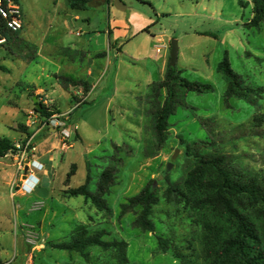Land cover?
Wrapping results in <instances>:
<instances>
[{"label": "rangeland", "instance_id": "1", "mask_svg": "<svg viewBox=\"0 0 264 264\" xmlns=\"http://www.w3.org/2000/svg\"><path fill=\"white\" fill-rule=\"evenodd\" d=\"M17 1L23 29L18 40L0 46V66L7 69L0 70V137L21 143L26 138L21 126L40 137L49 135L53 128L36 111L38 102L67 112L71 135L66 141L56 132L63 151L54 153L51 174L35 194L12 198L9 189L5 191L0 201V263L181 264L182 255L205 261L218 249L223 211L197 213L193 201L173 189L181 186L193 164L189 146L203 154L226 155L245 174L264 173V124L255 122L264 114V92L254 104L240 98L226 101L228 84L218 69L227 57L244 86L264 90V28L246 27L254 0H124L130 7L126 12L103 5L105 0H96L83 12L71 10L67 0ZM129 16H136L130 33H146L131 40L126 34L116 43L108 29L118 26L123 31ZM172 41L178 43L175 66L181 76L211 84L213 90L181 91L167 142L157 150L153 85L165 78ZM159 47H165L160 62ZM100 53L107 57L100 58ZM90 63L104 65L103 73L91 79L96 84L92 94L80 97V89L73 86L66 91L60 79L70 78L68 73L75 70L72 74L84 76L83 68ZM165 97L164 91L162 100ZM14 155L25 164L36 151ZM109 167L119 170L116 185L105 197L109 211L66 195L83 186L88 175L89 190L96 193ZM71 172L75 174L67 183ZM147 187L159 198L151 216L153 232L136 225L140 209L122 212V205ZM249 215L257 218L254 210ZM78 228L103 232L104 241L122 245L90 249L91 260L85 262L78 253L57 248ZM159 238L168 241V251L159 247Z\"/></svg>", "mask_w": 264, "mask_h": 264}, {"label": "trees", "instance_id": "2", "mask_svg": "<svg viewBox=\"0 0 264 264\" xmlns=\"http://www.w3.org/2000/svg\"><path fill=\"white\" fill-rule=\"evenodd\" d=\"M18 3L17 0H14ZM69 8L76 12L87 11L96 0H67ZM108 6H112L110 0H105ZM242 4V3H241ZM248 29L264 28V0H254L252 7V18L246 24ZM20 31L14 32L4 29L2 36L5 43L18 40ZM208 35V34H207ZM219 71L227 80L226 101L232 98L244 99L252 104L256 102L257 95L264 92L263 89H253L244 86L240 75L232 69L229 59L226 57L218 66ZM0 70L7 69L0 66ZM182 72L176 66L169 64L165 78L155 83L152 116L154 120L155 147L162 150L169 136V120L177 110L178 104L182 101L181 91L198 93L210 92L213 90L211 84L190 82L184 79ZM60 81L63 87L69 90V86L81 87L85 95L91 90L88 81L77 80L73 77ZM166 97L162 100V93ZM33 96V95H32ZM36 97V96H33ZM39 98V97H37ZM36 111L45 118L62 114L59 110H50L43 103L38 102ZM257 126L264 124V114L255 117ZM26 138L21 141L25 145L32 136L25 126H21ZM76 138L79 139L77 129ZM16 143L7 137H0V158L8 154L18 152ZM187 156L192 158L187 178L180 187H174L180 197L194 203L197 213L206 210L220 208L223 211V225L218 234V249L214 251L203 262H196L193 256L182 255L179 257L181 264H264V173L261 175H250L238 170L226 155L203 154L198 148L189 146ZM122 163V160H118ZM118 168L109 167L101 175L96 193L89 190L90 175L86 183L76 189H69L66 192L68 197H83L85 201L91 202L99 211H109L105 197L111 193L112 187L116 185ZM74 172L68 177L74 175ZM159 202L158 195L150 187L145 188L138 196L133 197L122 205V212L127 213L133 209H140L136 225L145 232H153L154 224L151 220L153 208ZM254 210L257 218L253 219L249 212ZM210 232L212 227L210 226ZM103 232L90 234L86 228H78L70 240L57 248L67 252L78 253L85 262H90L89 250L99 248L103 251L110 250L122 243L107 242L103 239ZM159 247L168 251V241L159 238ZM1 264V263H0Z\"/></svg>", "mask_w": 264, "mask_h": 264}, {"label": "crops", "instance_id": "3", "mask_svg": "<svg viewBox=\"0 0 264 264\" xmlns=\"http://www.w3.org/2000/svg\"><path fill=\"white\" fill-rule=\"evenodd\" d=\"M108 6L107 4H103ZM109 7V6H108ZM136 16H129L128 18V24L126 25L125 28H123V31L121 30V28H119L118 26L115 27H109L108 29V36L113 37V39L116 41V43L122 39H124V37L127 35H131V37L129 38L130 40L135 37V35H139V34H144L146 33V30H142L139 33H133L131 34L130 31L132 29V24L130 23L132 18H135ZM75 20H80L79 17H76ZM118 23H121V21H118ZM127 37V36H126ZM125 37V38H126ZM116 46V45H115ZM114 46V47H115ZM115 49V48H114ZM162 49H165V47H159L158 48V53H159V61H161V59L164 57L165 53L163 54V52H161ZM118 54L122 53V50L117 52ZM102 54V56L100 58H106L107 55L106 53H100V55ZM99 55V54H98ZM73 64H75V62H73ZM72 65V63H71ZM77 68V67H76ZM83 68V67H81ZM84 76H76L72 73H75V71L71 72L70 69L68 70L71 73H68L70 75V77H73L77 80H83V81H88L91 85V90L90 92L85 95L83 92V89L81 87H77L80 89V91H78L76 94H79V96L81 97V94H84L86 97H89L92 92L94 91L96 84L93 83L91 81V79L95 76V75H100L101 73H103L104 70V65H95L94 63H90L88 64L85 68ZM96 70V71H94ZM82 71V70H81ZM40 92H42L41 89H38ZM70 93V90H66ZM19 111L21 110L20 108H18ZM23 112V110H22ZM67 112L63 113L66 114ZM12 122H16V121H12ZM76 127V126H74ZM77 129V128H76ZM28 133H30L28 131ZM31 135L34 136V145L36 147V155L34 156L33 159L31 160H26V164H30L32 162L35 163V167L38 168V170H35L34 173V177L31 178L29 181L27 180V176H26V172H24V174H22L20 176L19 174V167H18V160L19 157L14 155L13 153L8 154L6 157L4 158H0V186H1V193H3L2 195L0 194V201H4V196L5 195V191L7 189H9L10 192V197H16V194L22 198H27L28 196H31L33 194H35L44 184V182L47 181V174H51V170H52V160L54 159V153L58 150H61V140L58 137L57 133H54L53 130H50L49 135H43V137L37 136L38 133L33 134L30 133ZM42 136V135H41ZM42 139V151L39 152V147L36 144V140L37 138ZM8 138V137H7ZM10 139V138H9ZM12 140V139H10ZM13 141V140H12ZM15 143V141H13ZM18 144V143H16ZM27 170V168H26ZM15 191L17 193H15Z\"/></svg>", "mask_w": 264, "mask_h": 264}, {"label": "built area", "instance_id": "4", "mask_svg": "<svg viewBox=\"0 0 264 264\" xmlns=\"http://www.w3.org/2000/svg\"><path fill=\"white\" fill-rule=\"evenodd\" d=\"M4 29L11 30L14 32L23 29L22 11L19 5L14 0H0V46L6 42L5 38L2 36V31ZM65 117V114L53 115L52 117L45 119V123L51 128H63V131L61 133L64 135V140L67 141V139L70 138L71 133L66 128ZM33 139L34 136L32 135L27 140L25 145L18 143L16 145L18 152L16 153L25 156L31 152L36 151ZM64 146L66 147L67 144L65 143ZM18 166L19 170H23L24 172H26V181H29L31 178H33L35 170H38V168L35 167L34 162L30 164H23V162H20L18 163Z\"/></svg>", "mask_w": 264, "mask_h": 264}, {"label": "water", "instance_id": "5", "mask_svg": "<svg viewBox=\"0 0 264 264\" xmlns=\"http://www.w3.org/2000/svg\"><path fill=\"white\" fill-rule=\"evenodd\" d=\"M111 4L113 5V7L120 11V12H126L130 9V7L128 5H126L124 0H110ZM178 52H179V48H178V43L176 41H172L171 44V54H170V64L171 66H175L178 60ZM36 102V99L34 100ZM54 133H56L57 131L62 132L63 128H53L52 129ZM73 131H76V127H73ZM177 155V153H176ZM176 155L174 156V158H176Z\"/></svg>", "mask_w": 264, "mask_h": 264}]
</instances>
